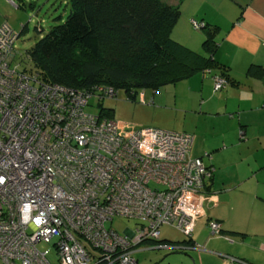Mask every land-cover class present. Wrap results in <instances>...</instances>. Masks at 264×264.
Masks as SVG:
<instances>
[{"label": "built area", "instance_id": "obj_1", "mask_svg": "<svg viewBox=\"0 0 264 264\" xmlns=\"http://www.w3.org/2000/svg\"><path fill=\"white\" fill-rule=\"evenodd\" d=\"M16 39L1 27L0 264H51L41 243L52 244L60 264H136L139 245L168 247L158 243L163 226L191 237L210 175L188 155L192 135L158 128L122 135L115 122L85 112L90 95L37 86L12 68ZM227 84L213 78L215 91ZM113 218L139 224L119 234L106 228Z\"/></svg>", "mask_w": 264, "mask_h": 264}, {"label": "crops", "instance_id": "obj_2", "mask_svg": "<svg viewBox=\"0 0 264 264\" xmlns=\"http://www.w3.org/2000/svg\"><path fill=\"white\" fill-rule=\"evenodd\" d=\"M36 1L47 5L61 3V0ZM163 1L180 12L170 38L203 54L204 33L193 30L191 21L214 27L217 43L214 58L225 66L214 67L209 74L197 73L178 83L187 86V95L180 101L190 102V111L196 119L187 132L193 137L189 155L202 157L212 167L211 194L194 226L193 246L184 245L183 250L202 252L199 262L193 260V264H226L224 256L264 264L261 254L264 241L258 245L248 235L255 228L264 229V80L246 74L251 65L264 68V0ZM5 2L13 3L0 0V26L8 25ZM8 26L14 31L13 26ZM213 75H225L226 88L216 92ZM202 123L203 129L198 126ZM245 203H252L261 211L252 214L246 210ZM205 220L207 227L210 221L220 222L222 234L230 239L216 238L208 229L210 238L204 244H196L193 234L196 230L197 234H204ZM251 245H258V251Z\"/></svg>", "mask_w": 264, "mask_h": 264}, {"label": "trees", "instance_id": "obj_3", "mask_svg": "<svg viewBox=\"0 0 264 264\" xmlns=\"http://www.w3.org/2000/svg\"><path fill=\"white\" fill-rule=\"evenodd\" d=\"M66 1L70 11L65 21L52 26L34 47L26 51L25 58L16 66H11L16 55L13 48L10 66L17 68L18 73L33 77L37 86H59L90 95L85 112L90 108V102L95 101L99 113L88 114L98 117L99 121L115 122L113 110L102 108L100 103L106 99H115L121 89L128 100L134 101L140 90H150L156 94L159 89L174 86L197 73L209 74L214 67H225L214 58L217 47L214 27L203 25L199 29L204 33L203 54L170 38V31L180 12L163 0ZM12 4L14 6V2ZM14 7L21 8L19 5ZM29 8L33 10V4H29ZM60 20L61 17L55 19L56 22ZM3 25L7 24L3 23L0 29ZM191 26L195 30L192 22ZM20 28L18 38L26 31L27 24ZM35 31L43 30L36 27ZM246 74L264 80V68L261 66L251 65ZM214 77L223 78L228 83L225 75H213L212 79ZM108 89L113 90V97L107 95ZM148 103H152V97ZM202 161L204 163V159ZM204 165L210 170L209 177L203 181L202 190L208 197L211 194L212 167ZM136 223L139 224L138 221ZM211 223L219 226L218 235L214 237L230 239L222 234L220 222L216 220ZM185 238L187 241L169 242L160 239L158 243L172 246L170 250L178 252L181 250L178 247L192 245L191 237ZM146 243L139 245L133 253L136 264L135 255L142 246H149ZM47 245L50 246L49 254L54 253L60 264L52 244ZM232 258L236 261L226 260V264H251Z\"/></svg>", "mask_w": 264, "mask_h": 264}, {"label": "rangeland", "instance_id": "obj_4", "mask_svg": "<svg viewBox=\"0 0 264 264\" xmlns=\"http://www.w3.org/2000/svg\"><path fill=\"white\" fill-rule=\"evenodd\" d=\"M9 1L14 2V6L19 5L21 8H15L5 2L6 11L9 15L8 25L13 26L14 31L19 33L21 30L20 26L27 24V30L16 39L13 45L16 55L14 63L11 66H16L18 63L21 64L20 61L25 58L26 51L34 47L37 41L44 37L52 26L65 21L70 8L66 0H61V3L56 4L51 3L52 5H47L43 2L37 4L36 0H22V2L18 0ZM29 4H33L34 11L29 8ZM57 17H61L59 22L55 21ZM36 27H40L43 31H35ZM27 65L29 64L27 63ZM186 88L187 86L185 84H177L175 86L161 88L156 94L150 90H146L145 92L140 90L137 92L134 101L128 100L126 93L121 89L118 91V96L115 99H106L100 105L104 109L113 110V120L122 135H127L132 131L144 128H158L176 133H187L196 123V119L194 113L190 111V102L187 101L186 103L183 100L181 103L180 101L182 100V96L186 97L187 95ZM174 96H176L177 101H174ZM151 97L152 103H148ZM90 104V108L86 109V112L97 115L99 108L96 106V102L92 100ZM198 122L200 124L201 119ZM198 126L203 129L204 125L202 123ZM244 206L252 214L261 211V208L252 203H245ZM202 223L203 226H206L203 229V231L205 230L204 234H197V230L193 234V236H196L195 239L200 241L199 243L195 240L198 245L204 244L206 239L210 238L209 230L212 225L211 221L209 222V228L206 225V220ZM137 225L136 221L132 219L113 218L111 222L106 224V227L122 234L123 232H127V230L124 231L126 228L133 231ZM248 235L249 238H254L259 242L258 245L264 241V229L261 227L258 229L255 228ZM160 239L169 242L187 241L179 230L171 226L161 227ZM233 239L237 242L235 238ZM146 244H149V246H142V249L135 255L137 264H193V260L199 262V254L202 253L184 251L182 247H178L181 250L176 252L169 249L172 246H168L169 248L161 245L151 247L153 245L152 243L147 242ZM258 245H251V247L258 251ZM37 248L42 251L50 249V246L42 243ZM261 254L264 255V253ZM203 256L202 259H206ZM49 260L51 264H58L57 258L52 252L49 254Z\"/></svg>", "mask_w": 264, "mask_h": 264}, {"label": "clouds", "instance_id": "obj_5", "mask_svg": "<svg viewBox=\"0 0 264 264\" xmlns=\"http://www.w3.org/2000/svg\"><path fill=\"white\" fill-rule=\"evenodd\" d=\"M16 34H17V32H16Z\"/></svg>", "mask_w": 264, "mask_h": 264}]
</instances>
